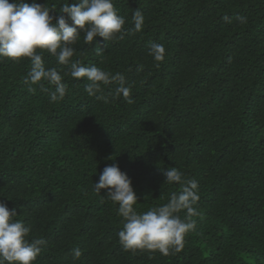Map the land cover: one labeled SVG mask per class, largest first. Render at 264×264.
Listing matches in <instances>:
<instances>
[{
	"label": "trees",
	"instance_id": "1",
	"mask_svg": "<svg viewBox=\"0 0 264 264\" xmlns=\"http://www.w3.org/2000/svg\"><path fill=\"white\" fill-rule=\"evenodd\" d=\"M36 2L58 10L65 0ZM114 6L126 29L139 8L142 31L108 42L97 37L99 56L81 34L72 59L123 73L133 104L90 97L86 78L64 75L68 66L43 52L46 68H57L68 84L64 99L50 103L54 86L31 91L24 83L28 58L0 59V201L32 227L29 239L47 241L34 264H264V0ZM152 42L165 47L159 68L148 54ZM113 163L131 179L138 212L178 191L164 182L168 168L198 181L196 229L181 251L122 248L118 205L107 190L93 191ZM77 247L82 255L74 260Z\"/></svg>",
	"mask_w": 264,
	"mask_h": 264
},
{
	"label": "clouds",
	"instance_id": "2",
	"mask_svg": "<svg viewBox=\"0 0 264 264\" xmlns=\"http://www.w3.org/2000/svg\"><path fill=\"white\" fill-rule=\"evenodd\" d=\"M57 14L51 15L50 12ZM240 24L247 23L245 16H237ZM226 22L232 21L225 17ZM145 18L142 11L132 10L133 27L126 29V18L118 14L114 0H68L57 10L45 4L23 2V0H0V59L9 58L19 62L22 58L30 61V70L24 83L34 91L32 85H38L42 92H48V86H54L49 93V102L56 103L64 99L68 84L64 75L73 79L86 78L85 92L98 101L108 103L120 97L133 104L132 85L121 72L115 74L93 63L85 65L81 60L72 58L77 55L74 45L83 34L86 45L97 44L95 54L104 50L99 46L97 37L104 42L122 39L125 32L129 35L141 32ZM55 57L60 65L68 66V72L62 75L57 68H46L42 53ZM148 54L152 56L155 67L165 58L163 44L150 43ZM46 82V83H45ZM115 85L109 92L105 88ZM164 182L177 184L178 191L171 192L168 202L152 207L146 212H138L135 205L137 195L132 181L122 172L116 163L106 166L94 183L93 191L106 196L118 205L117 214L122 217L123 227L118 232L119 243L125 251H159L164 255L183 249L185 236L196 229L193 217L199 213L196 209L199 200V185L195 178H189L176 167L163 172ZM185 212L182 219L179 213ZM17 210L8 208L0 201V264H34L47 241L43 237L29 239L32 227L17 217ZM82 255L80 248L72 250L74 260Z\"/></svg>",
	"mask_w": 264,
	"mask_h": 264
}]
</instances>
